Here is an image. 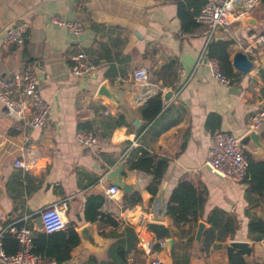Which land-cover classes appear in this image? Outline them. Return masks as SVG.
<instances>
[{"label":"crops","instance_id":"obj_1","mask_svg":"<svg viewBox=\"0 0 264 264\" xmlns=\"http://www.w3.org/2000/svg\"><path fill=\"white\" fill-rule=\"evenodd\" d=\"M176 2L0 0V73L7 75L31 63L38 89L50 104L46 124L32 129L0 102V227L24 219L32 226L34 236L43 231L37 222L38 210L65 200V216L74 223V229L78 232L83 224L92 223L103 246L91 247L79 237L70 258L60 264H81L91 255L105 259L114 240L110 233L126 224L136 234V247L127 254L134 264H150L154 256L159 264H173L172 250L187 253L188 264H227L225 247L231 240L249 242V259L264 260V238L250 239L246 213L264 218V196L247 194L245 183L221 178L204 165L212 133L205 125L207 115L213 112L219 116V130L241 136L252 129L251 117L264 103V41L258 40L264 35V0L241 15L234 14L228 30L215 35L233 40L230 61L236 50H243L253 62L247 73L239 72L240 78L228 84L218 82L206 65L195 67L204 37L182 32ZM54 14L79 20L82 32L75 34L52 23ZM244 16L253 21L245 22ZM22 22L27 24L23 44H5L4 28ZM78 51L93 65L85 75L70 72V56ZM139 66L148 70L142 82L131 76ZM102 83L114 96L111 104L96 95ZM167 89L173 94L164 101L162 94ZM157 91L161 92V115L144 125L141 107ZM119 116L126 124L115 123ZM134 120H139L138 126ZM79 130L91 131L96 142L88 145L79 141ZM255 130L263 147L256 152L244 151L256 160H264V122ZM139 148L167 159L152 200L146 190L151 174L128 167V158L137 156ZM18 157L24 159V167L14 165ZM117 162L124 164L123 181L131 189L126 193L120 189L107 198L105 172ZM180 179L206 188L207 198L198 219L204 221V229L208 227L205 218L213 207L224 209L235 219L234 236L207 254L200 252L194 238L197 222L176 225L164 213L170 191ZM134 191L141 200L128 206L125 194ZM89 194L104 196L99 210L116 220L115 227L85 219L84 204ZM148 221L163 223L173 238L172 245L153 249L155 252L149 255L142 247L145 238H153L146 227ZM189 236L193 239L187 242Z\"/></svg>","mask_w":264,"mask_h":264},{"label":"built area","instance_id":"obj_2","mask_svg":"<svg viewBox=\"0 0 264 264\" xmlns=\"http://www.w3.org/2000/svg\"><path fill=\"white\" fill-rule=\"evenodd\" d=\"M261 0H206L199 12L195 15L196 26L190 31V35L201 34L204 37L203 45L198 51L195 67L206 65L210 74L221 84H228L229 78L220 69L215 58L207 55V44L216 34L228 30L234 14L241 15L255 7ZM54 24L64 26L75 34L83 30L82 23L77 19H64L56 14L51 16ZM25 22L9 26L3 30V42L5 44L21 45L24 42ZM264 41V35L258 38ZM249 49V48H248ZM248 52L253 54L252 50ZM70 72L74 75H85L93 65L85 58L82 51L70 56ZM132 79L136 82L145 81L148 70L145 66L134 68L131 72ZM0 102L12 109L20 117L24 124L32 129L42 128L47 121L50 104L42 97L37 78L31 63H25L17 70L5 75L0 73ZM264 122V103L257 108L249 122V128L255 129ZM76 138L88 145L96 142V137L91 131L79 130ZM239 136L222 130H214L211 133L207 155L204 165L210 172L221 178L236 182H243L248 178V160L243 147L239 144ZM14 165L24 167L22 157L14 160ZM116 185L108 184L104 187V195L112 198L119 192ZM65 200L53 202L40 208L37 212L41 218L42 229L45 232L66 228L67 219ZM150 215L158 216L157 212ZM3 215L0 214V219ZM156 219V217H155ZM5 233L11 234L19 243V247L8 252L4 248L3 238ZM153 236V235H152ZM33 228L24 219L11 221L0 227V264H57L52 257L32 251ZM165 246V239L145 238L142 243L145 254H152L153 245ZM150 264H159V259L154 256Z\"/></svg>","mask_w":264,"mask_h":264},{"label":"trees","instance_id":"obj_3","mask_svg":"<svg viewBox=\"0 0 264 264\" xmlns=\"http://www.w3.org/2000/svg\"><path fill=\"white\" fill-rule=\"evenodd\" d=\"M206 0H177L176 15L180 21L182 32H190L195 26V15L199 12ZM25 38V33H24ZM25 40V39H24ZM233 40L230 38H212L207 44V55L215 58L222 72L229 78V82L237 81L241 74L234 70L230 61V46ZM15 44V43H14ZM162 99L161 92L157 91L150 95L143 103L140 116L145 121L144 125L153 123L161 115ZM219 116L216 113H209L205 120L207 128L213 132L219 128ZM117 125L126 124L122 116L115 120ZM80 128H87L85 125ZM248 160V178L243 183L246 184V193H256L264 196V160L252 158L250 153L244 151ZM167 166V159L149 153L143 148H139V154L134 158H128V167L139 169L151 174V179L146 185V190L151 194L150 199L157 194L161 179ZM207 198V191L204 186H195L187 179H180L171 189L164 207V213L168 215L176 225L186 222H198L202 215L203 207ZM104 200L102 194H89L84 204V217L89 221L109 223L113 227L117 225L109 213L99 210ZM140 195L134 191L125 194V202L128 206H134L140 201ZM248 215L247 232L251 240L256 241L264 238V218L254 213L246 212ZM208 227L202 233L199 241L201 253L207 254L211 248L222 246V242L227 237L232 238L237 228L233 215L220 207H213L205 218ZM102 234H104L102 232ZM114 239L107 248L105 259H97L89 256L81 264H134L129 261L127 254L136 247V234L130 225H124L121 230L110 233ZM78 232L74 229V223L67 220L66 228L51 232H37L32 238V251L52 257L60 264L70 258V251L79 243ZM189 236L186 241H191ZM4 248L8 252H13L19 247L17 240L9 233H5L3 238ZM159 249L156 243L152 247ZM173 264H188L189 257L185 252L171 251ZM243 256L234 253L227 264H245ZM254 264H264L254 262Z\"/></svg>","mask_w":264,"mask_h":264},{"label":"water","instance_id":"obj_4","mask_svg":"<svg viewBox=\"0 0 264 264\" xmlns=\"http://www.w3.org/2000/svg\"><path fill=\"white\" fill-rule=\"evenodd\" d=\"M243 20L245 22L251 23L253 20L248 17L244 16ZM231 64L234 67L235 70L238 72L245 74L247 73L253 66V62L249 55L244 52L243 50H236L232 56H231ZM173 94V91L171 89H167L162 94V99L164 101H167ZM96 95L99 98L105 99V101L108 104H111L112 101H114L113 94L106 88L105 84H100ZM139 120H134V124L136 126L139 125ZM239 144L243 147V149L256 152L258 149L262 148V143L260 142V136L259 132L255 129H248L245 133H243L241 136H239ZM124 176V164L122 162H117L114 164L111 168H109L105 172L104 180L105 182L116 185L119 187L122 192L126 193L130 191L131 186L126 184L123 181ZM37 222L39 226H42L41 218L40 216L37 217ZM204 221L199 220L197 222V228L194 234V238L196 242L200 241L201 233L204 229ZM146 227L150 232L153 234L155 239H165L167 244L172 245L173 238L170 236V232L167 226H165L161 222L156 221H148L146 222ZM95 227L92 223H85L82 226L78 228V235L81 238V240L88 244L91 247L99 248L103 246V242H101L96 233H95ZM226 250V256L227 261L230 260L232 255L234 253H237L241 256H243L246 260L245 264H254V262L249 259L250 253L252 250L251 244L245 240H231L225 247Z\"/></svg>","mask_w":264,"mask_h":264}]
</instances>
